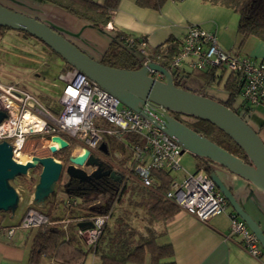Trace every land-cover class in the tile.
Returning <instances> with one entry per match:
<instances>
[{"label":"built area","instance_id":"built-area-1","mask_svg":"<svg viewBox=\"0 0 264 264\" xmlns=\"http://www.w3.org/2000/svg\"><path fill=\"white\" fill-rule=\"evenodd\" d=\"M108 27L112 28L110 24ZM125 41L137 51L143 66L151 62L145 39L137 41L127 37ZM183 65L203 72L222 68L238 76L242 83L243 102L249 109L264 108V60L256 61L250 55L225 50L214 31L199 24L189 25L182 47L171 62V68L181 73ZM149 74L164 79L162 74L154 70L150 69ZM60 79L64 81V86L59 99L62 106L59 113L43 107L26 90L0 82V111L6 113L0 121V142H9L13 151L17 148L23 151L31 135L42 134L41 145H44L42 140L45 136H59L68 145L72 139L84 149L90 150L89 156L92 153L101 156L99 145L103 142L107 144L104 140L106 136L112 137L129 147L131 154L123 164L111 166L109 171L122 176L124 182L136 181L148 188L156 184L153 171H166L170 174L181 168V159L186 151L183 153L181 144L155 124L157 118L163 119L169 114L166 108L146 100L142 110L135 111L70 65L60 74ZM33 117L40 119L41 127L35 126ZM97 120L111 124L115 129L102 130ZM163 197L202 221H208L230 207L227 198L204 166L183 180L173 182ZM229 216L231 236L239 237L238 244L253 256L262 255L264 249L248 224L235 211H231ZM109 217V213H96L91 217L79 218L80 222L88 219L91 222L87 227L76 228L81 243L95 246ZM48 222L44 213L32 208L17 227L39 229Z\"/></svg>","mask_w":264,"mask_h":264},{"label":"crops","instance_id":"crops-1","mask_svg":"<svg viewBox=\"0 0 264 264\" xmlns=\"http://www.w3.org/2000/svg\"><path fill=\"white\" fill-rule=\"evenodd\" d=\"M38 1L33 16L62 33L97 61L102 60L116 31L137 41L145 39L149 54L152 49L170 39L180 41V51L189 25L193 23L214 31L220 45L225 50L250 55L256 61L264 60V41L254 36L244 38L238 31L239 17H236L238 14L231 8L214 5L204 0H167L159 10L142 7L137 4L136 0H120L118 8L112 15V21L109 23L112 30L108 26L103 29L93 27L49 1ZM96 1L100 4L105 2V0ZM181 70L185 71L184 80L185 75H189L186 72L189 71L196 72L197 76L204 80V89L196 90L197 93L206 94L209 92V95L221 97L216 90L210 91L215 82L207 83V78L203 76V73L207 71L191 70L186 65H183ZM189 86L191 89L195 87L192 83ZM236 106L240 112L249 109L243 100L236 101ZM247 122L264 142V108L250 109ZM109 140L117 142L111 137ZM118 144L121 147H127L120 142ZM107 148L109 151L108 145ZM184 154L181 159V168L175 171L180 175V179L176 181L183 180L188 174L197 171L199 167L208 165L209 174L214 171L220 177L224 184L230 188L243 210L264 232L263 192H260L241 176L193 154L191 155L195 160L190 157V162L194 161V167H190L189 162H183ZM176 181L173 180V182ZM27 204H31V200ZM231 211L234 210L230 206L226 212L215 215L208 221H202L179 209L172 220L160 222L163 230L155 235L156 242L161 245L170 244L173 249V256L164 259L163 262L174 261L175 264H264V252L259 257H255L238 244L239 237L231 236L229 216ZM11 229H13L12 232H10ZM32 229L25 230L10 224L0 227V264H29L30 250L37 232L36 228ZM81 245L89 250L94 247L86 246L83 243ZM82 261V264H101L99 257L93 252H89ZM40 264H56V262L52 258L43 256ZM143 264H151L149 254L146 255Z\"/></svg>","mask_w":264,"mask_h":264},{"label":"water","instance_id":"water-1","mask_svg":"<svg viewBox=\"0 0 264 264\" xmlns=\"http://www.w3.org/2000/svg\"><path fill=\"white\" fill-rule=\"evenodd\" d=\"M0 25L27 32L42 40L68 65L77 68L90 79L96 81L135 111H141L146 100L163 106L169 111V114L165 115L163 119L157 118L155 124L181 144L183 153L188 151L197 157L208 159L231 173L241 176L264 193V142L248 122L230 107L214 98L176 86L172 71L159 63L151 61L147 66L144 65L136 70L115 68L103 64L90 57L62 33L37 17L15 12L1 4ZM150 69L162 74L164 79L151 76L149 74ZM174 114L188 115L214 124L236 143L245 153L247 160L194 131L177 119ZM145 115L149 116L146 113ZM5 116L6 113L0 111V121ZM55 138L59 147L51 150L52 152L69 146L61 137L55 136ZM99 149L105 154L109 152L105 142L99 145ZM13 154V147L9 142H0V211H9L18 203V192L9 184V180L13 177L26 174L29 169L40 165V179L36 192V197L39 198V191L48 193L51 186L60 179L64 169L61 162L50 156H34L35 162L20 163L16 161ZM89 154L90 150L84 149L81 153L69 156L71 164L66 168V172L81 178L87 176L86 172L79 166L84 165ZM87 162L101 166L98 158L94 155L89 156ZM100 170L101 167L97 171ZM104 174L117 177V179L119 177L109 170L105 171ZM210 177L225 195L233 210L256 234L264 249L263 230L243 210L230 188L214 171L210 172ZM89 225L91 222L78 223L79 227Z\"/></svg>","mask_w":264,"mask_h":264},{"label":"trees","instance_id":"trees-1","mask_svg":"<svg viewBox=\"0 0 264 264\" xmlns=\"http://www.w3.org/2000/svg\"><path fill=\"white\" fill-rule=\"evenodd\" d=\"M45 1H49L65 9L82 21L89 23L93 27L99 29L107 27L112 21V15L118 8L120 2V0H105L104 4H100L96 0ZM166 1L167 0H136L137 4L142 7H148L157 10L161 9ZM204 1L210 2L214 5H222L231 8L239 16L238 31L244 36V38L248 36H254L264 41V0ZM7 28L9 27L0 25V32L3 34ZM110 30H112V28H110ZM20 32H22L24 35L34 37L27 32ZM125 38L127 37L124 35V33L116 31L100 62L115 68L128 70L140 69L143 66L142 60L135 52V49L130 48L127 45ZM36 39L48 47L42 40L38 38ZM180 44L181 43L179 40L170 39L167 42L152 49L150 51L149 58L153 62H157L163 67L172 71L176 86L192 90L187 86L186 81L183 79L181 74L178 71H173L171 68V62L174 56L179 53ZM218 69L219 68H213L203 73V76L208 80V84L214 83L217 80L219 82L221 81L223 72L225 70H223L221 74H217L216 71ZM223 86L225 91L224 97H219L212 94H202L220 101L224 105L233 109L245 121H248L250 109L240 112L236 106V101L241 95L242 89V83L238 76L229 73ZM192 91L197 92L196 90ZM174 116L192 128L194 131L206 136L223 148L247 160L245 153L236 145V143L214 124L206 120L198 119L188 115L174 114ZM42 142L44 143V145H42L43 148H47L45 142L43 140ZM67 151V148L60 149L55 151L54 155L58 160H60L62 156L67 153ZM106 164L110 169L111 165L108 163ZM203 166L207 171H209L210 168L208 165ZM40 170V165L34 168V172H40ZM152 174L156 179L155 187H145L148 189V192L153 198V203L149 207V212L154 220L158 222H168L172 220L179 212V208L175 204L163 197V194L170 190L173 179L172 176L166 171L157 170L153 171ZM17 178L22 185L26 184L27 187L32 190L35 184L33 177L28 180L26 179L25 174H20L17 175ZM126 183L127 182L123 181L122 176L118 177V179L117 177L108 176L107 178L103 179V181L98 180L93 184H87V186H89L87 189L89 192L106 190L110 193L107 206L104 208H102L100 205L93 206L91 208V212L100 214L109 213L115 196H118L125 190L127 187ZM77 185H81L80 182L72 183L71 186H69V182H65L63 187L69 188L70 195L82 198L84 194H86L85 192H87V190H70L71 187H76ZM56 193V190L51 193L49 207L45 214L48 217L49 222L46 225L40 227L36 232L33 245L30 250L29 264H40L43 256L52 258L59 264H82L83 258L89 252H93L95 255H97L101 264H143L145 257L148 254L150 255L151 264H175L174 261L163 262L164 259L173 256V249L170 244H158L156 242V236L149 234L147 239H144L141 243L133 246L131 238L134 230L127 227L126 225H121L114 233L108 224H106L96 245L91 250L83 248L81 241L76 234V228L80 222L79 219H70L66 228H64L62 217L55 215V211L57 210V206L55 205ZM84 222L90 221L88 219ZM106 247L107 250H105Z\"/></svg>","mask_w":264,"mask_h":264},{"label":"rangeland","instance_id":"rangeland-1","mask_svg":"<svg viewBox=\"0 0 264 264\" xmlns=\"http://www.w3.org/2000/svg\"><path fill=\"white\" fill-rule=\"evenodd\" d=\"M38 2V0H0L1 5L31 17H34L33 14L34 11H36ZM234 22H237V20H234ZM135 52L137 53L136 50ZM67 68L68 63L63 58L36 38L24 35L19 30L11 28H7L3 34L0 32V82L4 84H14L26 90L33 95L43 107L56 113L62 110L59 99L62 94L64 81L60 79V74L65 72ZM221 72H223V69L219 68L217 74H221ZM186 73L189 74L185 75V81L187 80L188 87H190L189 84L192 83L195 86L192 90L201 91L204 89V80L198 77L196 72L189 71ZM180 74L184 78L185 71L181 70ZM228 74V71H224L222 76L223 79H221L220 82L217 80L210 91L216 90L221 97L225 96L223 85ZM206 94L209 95V92ZM241 100L242 97L239 96L237 101ZM97 125H100L102 130L115 129V126L99 120H97ZM41 137L42 134H35L27 139L23 149V151L26 152L25 154L31 155L32 157L50 156L58 160L54 152L47 146V148H43L40 141ZM126 137L127 136H124V138ZM109 138L110 137L106 136L104 139L109 147V153L107 154L108 164L112 167H114V165L123 164V160L128 157V153L130 152L129 147H121L118 142H111ZM67 149V153L58 160L63 164L64 168H67L71 164L67 158L82 152L84 147H81L70 139V145ZM93 154L94 153H92V155ZM191 154L192 153L187 151L184 154L183 162H189L188 165L194 167V161L190 162V157L195 160ZM13 156L19 159L18 156L14 154ZM40 172H34V168H31L25 174L26 179L29 180L32 177L34 179L35 184L32 190H30L26 184L22 185L17 176L9 180V184L18 192L19 204H16V206L10 210L11 212H0V227L6 224L17 226L29 209L32 208L46 214L51 199V193L55 190L57 191L55 196V205L57 206L55 215L62 217L64 228H66L70 219L87 218L96 214L91 212L93 206L100 205L102 208L107 206L110 193L106 190L89 192L84 194L82 198H76L70 195L69 188L63 187L68 178L66 169H63L60 179L51 186L48 193L45 194L39 191L40 196L39 198L36 197ZM171 176L174 181L180 179V175H178L177 172H171ZM126 184L127 187L125 190L114 198L113 204L109 210L110 217L107 224L114 233L121 225H126L133 229L134 233L132 234L131 242L134 246L141 243L144 239H147L149 234L156 235L161 233L163 228L162 223L154 220L149 212V207L153 203V198L148 192V189L133 181H128ZM68 199H70V201ZM30 200L31 204H27ZM33 229L35 230V228ZM105 250H107V247ZM56 264L59 263L56 262Z\"/></svg>","mask_w":264,"mask_h":264},{"label":"flooded vegetation","instance_id":"flooded-vegetation-1","mask_svg":"<svg viewBox=\"0 0 264 264\" xmlns=\"http://www.w3.org/2000/svg\"><path fill=\"white\" fill-rule=\"evenodd\" d=\"M107 154H105L103 152V153H101V156L100 155L95 156L96 158H98V161L101 163V166H100L101 170L100 171H97L100 168L99 165H92V164H89L87 162V159L89 158L88 157L86 159V162L84 163V165L79 166L80 168H82L86 172L87 176L81 178V177H77V176H72V175L67 173L68 178H67L66 182H69V186H71L72 183H76V182H80V184H81V185H77L76 187H71L70 190H76V191H79L80 189L87 190L89 187V186H87V184H93V183H95V181H98V180L103 181V179L107 178L108 175L104 174L105 171L109 170V168L107 167V164H106V163H108ZM68 160H69V157H68ZM64 169H66V168H64ZM85 193H89V191L87 190V192H85Z\"/></svg>","mask_w":264,"mask_h":264},{"label":"bare ground","instance_id":"bare-ground-1","mask_svg":"<svg viewBox=\"0 0 264 264\" xmlns=\"http://www.w3.org/2000/svg\"><path fill=\"white\" fill-rule=\"evenodd\" d=\"M29 116H27L28 118ZM29 121H31V119L29 118ZM32 121L35 123V126L37 127H41V121L40 119H38L37 117H33ZM43 141L45 142V145L50 149V150H55L58 149L59 145H58V141L56 140L55 136H45L43 138ZM21 150L19 148H17L14 151V155L18 156L19 159L15 158L16 161L20 162V163H26L29 161L35 162V160H33V157L31 155H26L25 153L20 152Z\"/></svg>","mask_w":264,"mask_h":264}]
</instances>
